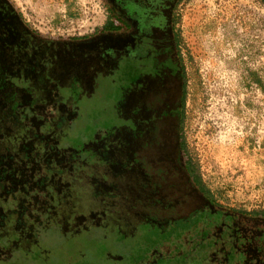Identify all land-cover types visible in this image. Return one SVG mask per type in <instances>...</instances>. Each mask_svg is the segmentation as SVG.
Returning a JSON list of instances; mask_svg holds the SVG:
<instances>
[{
	"label": "rangeland",
	"instance_id": "374dc122",
	"mask_svg": "<svg viewBox=\"0 0 264 264\" xmlns=\"http://www.w3.org/2000/svg\"><path fill=\"white\" fill-rule=\"evenodd\" d=\"M10 2L45 35H87L107 17L101 0ZM174 17L185 62L181 129L177 115L164 125L160 105L157 126L137 120L147 113L133 104L127 64L79 85L73 62H63L67 88L47 94V121L36 99H13L17 90L0 84V264H169L179 256L192 264L182 232L205 217L181 224L200 202L186 162L214 203L264 215V3L182 0ZM20 67L38 84L57 70L42 55ZM51 129L56 149L41 145Z\"/></svg>",
	"mask_w": 264,
	"mask_h": 264
},
{
	"label": "flooded vegetation",
	"instance_id": "af4514ba",
	"mask_svg": "<svg viewBox=\"0 0 264 264\" xmlns=\"http://www.w3.org/2000/svg\"><path fill=\"white\" fill-rule=\"evenodd\" d=\"M101 1L107 11V17L100 28L105 27V29L94 30L85 37L84 35L65 37L45 35L36 31L25 22L10 0H0V84L7 90H11L12 87L17 90L11 95L13 99H19L21 102H33L32 100L36 99L34 102L36 105L44 106V109H41L47 121L51 118H46L50 115L51 109V106H46L51 104L47 94L52 93L53 96L55 89L67 88L68 83H64L63 79L66 78L68 70L63 68V62L74 63L68 64L73 66V80L77 79L75 83L79 85L87 78L84 83H89L90 79L96 83L100 80L102 72L105 75L120 68L121 64H127L131 70L129 88L134 89L131 93L133 104L135 108L147 113L146 118L136 117L137 120L157 126L156 107L160 105L166 108L164 125L169 124V120L170 124L174 125L177 115L179 117L177 127L181 129L185 62L174 14L182 0ZM110 21L112 26L108 25ZM39 55H42L43 62H46L49 68L54 67V71L57 69L55 78L48 76L47 80L42 79L46 81H41V84L36 80L25 81L20 65L30 64ZM5 57L13 58L12 64L6 65ZM38 85L39 89H37ZM2 86L0 91L3 90ZM3 97V94H0V99ZM136 101L149 104L150 112L148 107H139ZM58 129L59 127L56 126V130ZM10 140L14 143L19 142L17 136ZM43 141L44 143L41 144L43 148L47 143L55 149L58 148L52 129L45 133ZM177 148V152L185 160L181 133L177 138ZM183 166L193 185L192 196L199 198L200 202L195 211L191 212L185 221H181V224L185 222L187 226L192 222L191 220L205 217L203 221L199 219L197 227L184 230L185 232L180 231L183 235L181 237L183 247L191 248L190 252L194 254L191 256V263L195 264L198 259V264L204 261L209 264H225L229 258L236 261L238 259L243 264H264V222L216 206L217 204L205 193L199 178L191 171L189 163L186 162ZM52 179L51 176L48 178L49 184ZM6 185V182L0 183V186ZM45 218L46 216L41 222L44 228H46L43 225ZM26 234L25 230L21 231L18 237L25 239ZM52 239H48L49 244L52 243ZM187 241L191 243L187 244ZM179 257L171 263L190 264L186 256Z\"/></svg>",
	"mask_w": 264,
	"mask_h": 264
},
{
	"label": "trees",
	"instance_id": "16d2710c",
	"mask_svg": "<svg viewBox=\"0 0 264 264\" xmlns=\"http://www.w3.org/2000/svg\"><path fill=\"white\" fill-rule=\"evenodd\" d=\"M263 3H264V0H261ZM109 26H112V22L110 21L109 22V24H108ZM101 29H105V27H98V28H96L95 30H101ZM90 34H87V35H84V37L85 36H89ZM184 155H185V153H184ZM203 186V185H202ZM204 187V186H203ZM205 188V187H204ZM205 193H207V191H206V189H205ZM216 206H219V205H216ZM233 211V210H232ZM235 212V211H234ZM240 214H242V215H247V216H250V217H254V219H257V220H259V221H261V222H264V215H262L261 213H254V212H252V213H242V212H239ZM231 259V258H230ZM237 261H239L238 259H237ZM236 261V259L234 260V259H231V260H229V258H227V261H226V263L225 264H243V262L242 261H239V262H237ZM202 264H209V263H206V261H204V263H202ZM210 264H212V263H210ZM245 264H248V263H245Z\"/></svg>",
	"mask_w": 264,
	"mask_h": 264
}]
</instances>
